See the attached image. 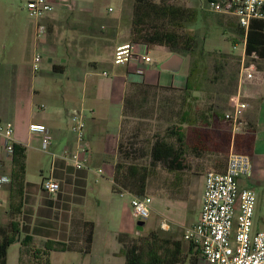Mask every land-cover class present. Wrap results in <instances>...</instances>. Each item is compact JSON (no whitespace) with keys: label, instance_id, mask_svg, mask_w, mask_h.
<instances>
[{"label":"crops","instance_id":"crops-1","mask_svg":"<svg viewBox=\"0 0 264 264\" xmlns=\"http://www.w3.org/2000/svg\"><path fill=\"white\" fill-rule=\"evenodd\" d=\"M29 1L32 0H26ZM66 3L44 19L24 25L19 21L17 0H0V121L12 123L16 144L24 150L22 174H17L13 161H5L2 169L13 181L0 189V217L9 216L12 209V193L17 187V183L13 184L14 179L22 182L16 216L20 234L8 249L7 264H126L124 243L119 241V236L134 238L157 229L163 209L152 206L150 217L143 220L145 225L139 231V219L119 200V197H125V192L121 195L113 189L125 96L133 84L183 89L189 64L185 65L187 58L164 46L138 45L129 63L117 65L114 51L118 45L129 42L125 39L124 29L127 27L125 22L131 18L133 0H118L116 6L96 0ZM60 13L65 15L58 16ZM62 23H72L75 30L79 29V39L89 42L83 51L94 53L105 40L111 41L109 50L91 54L89 59L69 44L55 43L50 48L49 31L57 28L56 33H59L58 25ZM40 30L45 33L46 41H39ZM12 36L8 51L4 44ZM152 49L161 53L160 58L151 56ZM36 53L41 55L40 63L51 65L39 76H35L33 70ZM29 54H32L31 78L27 75L30 65L21 61ZM142 54L149 55L152 61L144 62ZM5 55H8L7 59ZM162 64H166L165 70L159 68ZM243 92L249 103L244 114L245 128L237 137L232 133L227 137L224 153L229 154L236 144L240 146L242 141L249 139L245 154L251 158L252 174L241 179L252 189L251 186L264 182V63L257 68L255 81L246 84ZM75 109L85 112L87 122L89 154L83 169L75 168L63 154L68 144L76 150L77 138L70 129V115ZM31 124H42L49 129L53 137L49 146L51 154L42 150V135L29 131ZM216 151L207 147L197 157L205 166H217L212 159ZM98 168L102 169V174L97 173ZM31 173L38 176L29 180ZM49 177L59 183V190L54 194L44 191L41 186ZM203 190L204 181L199 210L185 222L173 220L171 228L165 229L166 232L171 230L168 234L173 236L167 249L173 260L166 264L198 263L200 253L184 240L183 231L200 218ZM160 200L163 208H167L166 204H183L165 198ZM74 216L94 224L88 254L79 249H56L55 243H68ZM25 237H31L32 241L29 244L23 242ZM78 246H82V240Z\"/></svg>","mask_w":264,"mask_h":264},{"label":"rangeland","instance_id":"rangeland-1","mask_svg":"<svg viewBox=\"0 0 264 264\" xmlns=\"http://www.w3.org/2000/svg\"><path fill=\"white\" fill-rule=\"evenodd\" d=\"M67 4L74 2H83L85 0H62ZM106 5H115L118 0H96ZM26 0H17L19 21L25 25H32L35 19L28 15L25 9ZM165 3L185 8H196L200 10V18L192 23L190 26L182 30H176L182 40L194 37L195 46H193L194 55H188L187 62L189 64V71L195 59H200L202 68L200 73V87L199 91H192L189 94L185 92V88H150L146 86L131 87L127 91L125 112L121 122L119 133V141L122 144V150L117 162L120 164L118 172L119 177L131 176V168H135L139 173L147 174V191L146 195L153 198V207H162L160 214L161 222L157 229L149 231L148 234L135 236L134 238L127 237V245L132 242L142 243L144 248L146 241L151 238H156V246L163 254L168 249L172 241V235L165 231L167 227L171 228L173 220L186 221L191 215L200 208V196L203 189L204 176L207 170L214 169L216 171H223L227 162L228 153H224L227 148V137L232 133V127L228 121L220 122L218 125H213V118L216 114L225 115L230 110V98L236 92L234 90V78H238L239 71V54L233 50L234 40L238 39L235 32L228 29V21L233 19L222 17L212 13L204 12L200 9V0H157V3ZM134 3V2H133ZM104 6V5H103ZM61 5H55L52 13L60 9ZM131 18L125 22L127 26L125 31V39L130 42V31L133 18V4L131 6ZM65 13H60L58 16H64ZM106 15V10H105ZM113 15V14H111ZM164 21H156L160 27L164 26ZM59 33L57 28L49 31L48 44L51 48L55 43H60L62 46L72 45L81 56L89 59L92 55L106 52L111 46V41L105 40L98 51L89 53L84 50L88 47V41L80 40L78 33L79 29L75 30L73 24L62 23ZM123 27V23H122ZM121 27V28H122ZM102 31H105L102 29ZM39 41H46L45 33L40 30ZM13 36L4 44L6 48L13 42ZM33 44L31 45V47ZM33 50V48H30ZM168 49V48H167ZM42 52V49H38ZM81 51V53H80ZM151 56L160 58L161 53L157 50H151ZM40 54V53H39ZM67 55V53H65ZM106 54V53H105ZM51 56V55H50ZM105 56V55H104ZM53 58V56H51ZM5 59L8 55H5ZM32 54L22 58L26 61L27 75L31 78L30 60ZM262 65V62H259ZM49 65V64H48ZM44 63L38 64V70L34 72L35 76H39L50 69ZM188 104L192 105V114L196 123L194 125H184L183 132L185 134L184 140V163L186 169L183 171H171L163 163H154L151 158V147L156 140H161L167 144L174 145L179 148L177 135L174 131L180 125L181 114L188 110ZM114 108V107H113ZM111 128L113 126L111 125ZM230 131V132H229ZM241 133V132H239ZM237 133L235 137L238 136ZM233 134V133H232ZM236 141L235 143H237ZM249 139L242 141L241 145H235L233 151L238 153H247ZM212 148L216 151L215 157H212L213 162L217 166H205L200 159L199 153L205 148ZM30 179L38 176L31 173ZM242 179L245 185L246 180ZM256 195V210L254 214V228L256 230H264V182L261 184L251 186ZM124 193L123 197H119L123 206L131 208V195L127 191L120 190ZM127 192V193H126ZM130 194V193H129ZM16 196H18L16 194ZM120 196V195H119ZM169 197V198H168ZM160 198H165L171 201L183 202L177 204L180 206H173V204H166L167 208H163ZM15 206L18 204V198L14 202ZM184 205V206H182ZM132 210V208H131ZM9 216L0 217V226L6 231H9L11 220H17V217ZM162 224H166V228H162ZM169 228V229H170ZM148 229V227H147ZM146 229V230H147ZM185 230V228H184ZM184 232V231H183ZM181 234V233H180ZM146 249V248H145Z\"/></svg>","mask_w":264,"mask_h":264},{"label":"built area","instance_id":"built-area-1","mask_svg":"<svg viewBox=\"0 0 264 264\" xmlns=\"http://www.w3.org/2000/svg\"><path fill=\"white\" fill-rule=\"evenodd\" d=\"M200 9L222 17L234 19L243 35L235 39L233 50L239 54L237 90L230 98V110L225 120L230 123L235 136L245 128L244 114L249 103L243 92L246 84L256 79L257 66L247 48L248 31L254 21H264V0H200ZM62 0H32L26 3L28 15L44 19L52 13L55 5L64 4ZM138 44L131 42L118 45L114 51V63L125 65L136 53ZM144 62H151L147 54H142ZM33 70H38L41 55H34ZM107 73L104 72V75ZM70 129L77 138L76 150L67 145L63 154L75 168L86 167L89 144L86 141V115L83 110L75 109L70 115ZM31 133L42 135V150L48 154L53 137L42 124H31ZM16 141L12 123L0 121V189L12 182V177L2 172L5 161H13ZM102 174L101 168L97 170ZM252 174L251 158L248 154L230 151L224 171L209 169L204 176L202 209L199 220L185 228L183 238L200 253L197 264H264V230L254 228L256 195L243 185L241 178ZM42 189L50 194L59 190V183L53 178H45ZM121 195H123L121 193ZM133 215L139 220H147L151 215L153 198L149 195H131ZM162 228L166 224L161 225Z\"/></svg>","mask_w":264,"mask_h":264},{"label":"trees","instance_id":"trees-1","mask_svg":"<svg viewBox=\"0 0 264 264\" xmlns=\"http://www.w3.org/2000/svg\"><path fill=\"white\" fill-rule=\"evenodd\" d=\"M133 18L130 31V42L143 46H164L172 53L179 54L183 57L194 55L193 46H195L194 37L188 36L187 39L182 40L176 30H182L195 23L200 18V10L196 8H185L165 3H157V0H133ZM156 21H164V26L160 27ZM228 29L235 32L238 36L243 35V31L238 28L236 22L228 21ZM235 42V41H233ZM247 48L250 55L255 54L258 69L262 67L259 62L264 63V21H254L251 29L248 31ZM200 59H195L190 68L189 75L185 86V92L189 94L192 91H199L200 73H201ZM234 90L237 89V77L234 78ZM146 86L144 84H133L131 87ZM128 91V90H127ZM127 95V93H126ZM126 106V96L123 106V115ZM189 109L184 111L180 117V125L174 131L177 135L179 148L174 145L167 144L164 141L156 140L151 147V158L154 163H163L171 171H183L187 167L184 163V140L185 134L183 132L184 125H194L196 123L192 114V105L188 104ZM216 117H211L213 125H218L225 120V115L216 114ZM122 150V144H118V157ZM24 150L15 145V154L13 164L16 167L17 174L24 172ZM120 164L117 162L114 175L115 191L124 190L134 196H144L147 191V174L139 173L135 168H131V176L119 177L118 172ZM225 169V168H224ZM222 172V171H219ZM13 181V179H12ZM12 183V182H11ZM17 187L12 193L13 205L10 215L15 217L19 212V197L22 195V186L20 179H14ZM16 194L18 196H16ZM18 198V204L15 206L14 202ZM169 198V197H168ZM10 230L6 231L0 226V264H7V252L9 247L14 244L20 234L19 223L12 219L10 223ZM94 224L92 222L83 221L82 218L74 216L71 221V234L68 243H55L56 249L61 251L79 249L81 252L88 254L91 250V243L93 240ZM82 240V246H78L79 241ZM23 242L29 244L32 241L31 237H25ZM119 241L124 243L123 253L126 257V264H166L173 260L168 254L167 249L164 254L158 250L156 246V238H151L146 241L145 248L142 243L132 242L127 245V236L120 235ZM171 257V258H170Z\"/></svg>","mask_w":264,"mask_h":264},{"label":"water","instance_id":"water-1","mask_svg":"<svg viewBox=\"0 0 264 264\" xmlns=\"http://www.w3.org/2000/svg\"><path fill=\"white\" fill-rule=\"evenodd\" d=\"M159 68H160L161 70H165V69H166V64H162V65H160ZM144 225H145V221H143V220H139V221L137 222V226H138L137 229H138L139 231H142ZM138 234H139V232H138Z\"/></svg>","mask_w":264,"mask_h":264}]
</instances>
